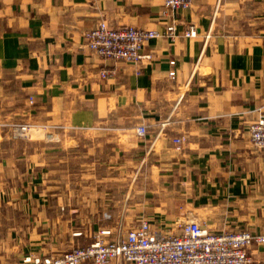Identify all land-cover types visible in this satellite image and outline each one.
<instances>
[{"label":"crops","instance_id":"1","mask_svg":"<svg viewBox=\"0 0 264 264\" xmlns=\"http://www.w3.org/2000/svg\"><path fill=\"white\" fill-rule=\"evenodd\" d=\"M101 20L160 36L136 67L105 60L84 45ZM262 112L264 0H0V264L123 238L142 219L172 231L181 207L264 234V153L247 131ZM248 253L264 264V244Z\"/></svg>","mask_w":264,"mask_h":264},{"label":"built area","instance_id":"2","mask_svg":"<svg viewBox=\"0 0 264 264\" xmlns=\"http://www.w3.org/2000/svg\"><path fill=\"white\" fill-rule=\"evenodd\" d=\"M196 0H163L165 9L175 10L190 6ZM163 35L175 36V26L167 25ZM185 36L193 37L196 31L189 27ZM160 36L155 29L133 25L112 27L105 20L85 31L84 45L105 60L123 61L135 67L147 55L142 53L144 43ZM114 65H103L98 74L101 78L116 74ZM172 75L173 72L171 71ZM32 103V98L29 97ZM163 125V124H162ZM25 131L28 125H17ZM253 147L264 153V112L247 127ZM146 126L137 128L144 135ZM184 137H176L177 147ZM174 230L158 232L149 220L142 219L128 230L123 238L106 239L108 231H100L84 245L75 246L60 254L50 256L28 255L13 264H111L122 259L131 264H250L248 248L251 244H264V234L239 230L212 229L200 223L198 217L181 207L174 221Z\"/></svg>","mask_w":264,"mask_h":264},{"label":"rangeland","instance_id":"3","mask_svg":"<svg viewBox=\"0 0 264 264\" xmlns=\"http://www.w3.org/2000/svg\"><path fill=\"white\" fill-rule=\"evenodd\" d=\"M12 264V263H11Z\"/></svg>","mask_w":264,"mask_h":264}]
</instances>
